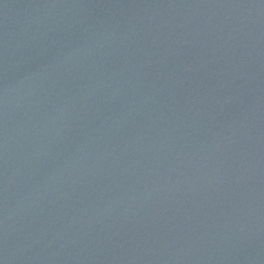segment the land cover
Returning <instances> with one entry per match:
<instances>
[{"label": "water", "instance_id": "95a60500", "mask_svg": "<svg viewBox=\"0 0 264 264\" xmlns=\"http://www.w3.org/2000/svg\"><path fill=\"white\" fill-rule=\"evenodd\" d=\"M0 264H264V0H0Z\"/></svg>", "mask_w": 264, "mask_h": 264}]
</instances>
